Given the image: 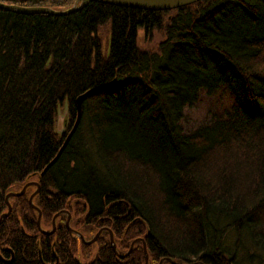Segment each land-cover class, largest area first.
<instances>
[{
    "label": "trees",
    "instance_id": "1",
    "mask_svg": "<svg viewBox=\"0 0 264 264\" xmlns=\"http://www.w3.org/2000/svg\"><path fill=\"white\" fill-rule=\"evenodd\" d=\"M74 2L0 0L56 11ZM139 31L165 34L158 52L139 48ZM221 90L231 106L185 134V109ZM32 177L41 228L66 210L85 238L104 230L85 245L61 213L44 235L27 194L11 197L0 264H145L141 241L119 259L109 232L121 254L142 239L149 264H235L217 238L224 222L264 253V0L167 11L89 3L64 16L0 9V214L4 193Z\"/></svg>",
    "mask_w": 264,
    "mask_h": 264
},
{
    "label": "rangeland",
    "instance_id": "2",
    "mask_svg": "<svg viewBox=\"0 0 264 264\" xmlns=\"http://www.w3.org/2000/svg\"><path fill=\"white\" fill-rule=\"evenodd\" d=\"M164 35L165 34L161 32L155 31L153 33V38L147 41L145 40L143 33L139 31L138 33L139 48L142 51L153 52V53L158 52L160 44L162 43V41L166 39ZM233 98H234L233 95L227 90L226 91L221 90L211 95H207L205 92H201L199 101L194 106L187 108L184 111L183 114L184 116L181 121L183 132L185 134H191L196 129L202 126L210 125L215 119L221 117L222 113L231 106L233 102ZM64 112H65V108L63 105L62 108H59L57 110L55 126L57 125L58 114L60 115V117H62ZM30 179L35 180L34 177ZM21 187L22 185H19L15 187L13 191H19ZM30 192H33V188H28L27 197ZM6 211L7 210H5L4 212ZM69 218L71 220V216ZM221 225H222L221 232L223 233L218 234L217 238L221 237L219 238L221 242V250L225 255H227L228 257H233L235 264H264V253L258 250L257 247L253 245V243L250 241L248 237H246L245 234L243 235L241 234L242 236L240 235L238 237L234 229L228 225V222H224ZM50 228L51 226L42 225V229L44 230H49ZM92 238L93 236H90L87 233L85 241H90ZM83 244L91 245L87 243H83ZM79 259L81 260V258ZM148 261H149V257L147 255V263L149 264Z\"/></svg>",
    "mask_w": 264,
    "mask_h": 264
},
{
    "label": "water",
    "instance_id": "3",
    "mask_svg": "<svg viewBox=\"0 0 264 264\" xmlns=\"http://www.w3.org/2000/svg\"><path fill=\"white\" fill-rule=\"evenodd\" d=\"M198 1H200V0H75L73 6L67 10H64V11H56V10L48 8V7H40V6L23 7V6H18V5H14V4L0 3V9L11 10V11H15V12H41V13H45V14L52 15V16H64V15H68L70 13H73L77 10L83 9L89 3H102V4L114 5V6L125 7V8H132V9H139V10H146V11H167V10H173V9H177V8L184 7L187 5H191V4L196 3ZM94 90L95 89L89 90V91L81 94L76 99V109H77L76 121L74 122V125L72 126L70 131L67 133L58 153L56 154L54 159L42 170L40 175H43L53 165V163L60 156L64 147L67 145L69 139L71 138V136L75 132V130L78 126V123L80 121L82 103ZM64 108H65V112H64L63 116L60 117V115L58 114L57 125L55 126V129H54L55 133H57L58 135H63L67 131V127H68V114H67L66 104H64ZM29 185H33L36 188L35 191L29 197V204L31 205V207L34 210L37 211V221H36L37 227L41 233L49 235L54 231L55 218L59 215V213H57L53 216L52 229L50 231H45V230L41 229V227H40V219H41L40 211L32 203V198L34 197V195L39 190V184L37 182H32L30 184H26L23 186V188L19 192H11L5 196V201L7 202V211L0 215V223L10 213L11 206L8 203L9 197L21 196L25 192L26 187ZM64 213H66V212H64ZM66 214L68 215L67 227L69 229V232L74 233L77 237H79L82 240L83 243L91 244V243L95 242L98 234L102 230H104V229H102V230L98 231L96 236H94L90 241H85V239L83 238V236L80 233H78L77 231H75L71 227H69L70 215L68 213H66ZM109 233H110L111 247H112L114 253L117 254L115 244L113 242L112 234H111V232H109ZM138 241H141L143 243L144 259H145V262L147 264V252H146L145 244L142 241V239L134 240L132 242L131 246ZM118 256L123 258V257L127 256V254L126 255H118ZM163 261H167L171 264H197V263H177L176 261L169 259V258L161 259L159 264H162Z\"/></svg>",
    "mask_w": 264,
    "mask_h": 264
},
{
    "label": "flooded vegetation",
    "instance_id": "4",
    "mask_svg": "<svg viewBox=\"0 0 264 264\" xmlns=\"http://www.w3.org/2000/svg\"><path fill=\"white\" fill-rule=\"evenodd\" d=\"M32 182H37L38 183V180L37 179H35V180H32V179H27L24 183H23V185H22V187L20 188V190L23 188V186L24 185H26V184H30V183H32ZM15 187H13L12 189H10L9 191H7L6 193H4V195H3V200H4V202H5V204H6V210H7V202L5 201V196L7 195V194H9V193H11V192H19V191H13V189H14ZM28 188H33V192L35 191V186H33V185H29V186H27L26 187V189H25V192L21 195V196H24L25 194H27V192H28ZM39 191V190H38ZM33 192H30L29 193V195H28V197H27V199H28V203H29V197H30V195L33 193ZM38 193V192H37ZM36 193V194H37ZM35 194V195H36ZM34 195V196H35ZM27 196V195H26ZM12 197H20V196H12ZM0 198H1V192H0ZM34 198V197H33ZM33 198H32V200H33ZM10 199H11V197H9V199H8V203L10 204V206H11V201H10ZM10 212H11V210H10ZM64 212H66V213H68L67 211H65V210H62V211H60V212H58L59 214H61V213H63V214H65L66 215V220H65V226H66V228H67V230H68V232H69V229H68V227H67V218H68V215L66 214V213H64ZM3 213H5V212H3ZM3 213H1V214H3ZM0 214V215H1ZM10 214V213H9ZM8 214V215H9ZM57 214V213H56ZM69 214V213H68ZM70 215V214H69ZM7 217V216H6ZM58 217V216H57ZM56 217V218H57ZM56 218H55V221H56ZM53 219V217L51 218V220ZM41 220V219H40ZM36 224H37V222H36ZM41 227V226H40ZM69 227H70V220H69ZM42 229V228H41ZM51 229H52V222H51ZM51 229H49V230H45V231H50ZM55 229H56V222H55V226H54V231H55ZM44 230V229H43ZM74 230V229H73ZM53 231V232H54ZM76 231V230H75ZM52 232V233H53ZM78 232V231H77ZM51 233V234H52ZM78 233H80V232H78ZM43 234V233H42ZM74 234V233H73ZM81 234V233H80ZM44 235H46V234H44ZM50 235V234H49ZM75 235V234H74ZM82 235V234H81ZM76 236V235H75ZM83 236V235H82ZM77 237V236H76ZM81 242H82V240L79 238V237H77ZM83 238H84V236H83ZM56 262H57V260H56ZM56 264V263H55Z\"/></svg>",
    "mask_w": 264,
    "mask_h": 264
},
{
    "label": "bare ground",
    "instance_id": "5",
    "mask_svg": "<svg viewBox=\"0 0 264 264\" xmlns=\"http://www.w3.org/2000/svg\"><path fill=\"white\" fill-rule=\"evenodd\" d=\"M61 146H62V145H61ZM60 148H61V147H60ZM64 149H65V147H64ZM64 149H63V150H64ZM63 150H62V152H63ZM62 152H61V153H62ZM60 155H61V154H60ZM59 157H60V156H59ZM59 157H58V158H59ZM57 160H58V159H57ZM57 160H56V161H57ZM56 161H55V162H56ZM50 162H51V161H50ZM50 162H49V163H50ZM55 162H54V163H55ZM54 163H53V164H54ZM32 203H33V205H34L35 207H37V206L34 204L33 200H32ZM29 205H30V204H29ZM30 206H31V205H30ZM31 208H32V207H31ZM37 208H38V207H37ZM32 209H33V208H32ZM38 209H39V208H38ZM35 211H36V210H35ZM39 211H40V210H39ZM65 211H66V210H65ZM36 212H37V211H36ZM67 212H68V211H67ZM68 213H69V212H68ZM40 214H41V211H40ZM100 230H102V229L97 230V231L95 232V234L93 235V237L96 236V234H97L98 231H100ZM101 232H103V231H101ZM101 232L98 234V236L101 234ZM98 236H97V237H98ZM84 239H85V238H84ZM114 244H115V243H114ZM131 244H132V242L130 243L129 248H128V250H127L125 253L121 254V253H119V252L116 250L117 254L115 253V255H116L119 259H124L126 256L122 258V257H119L118 255H126V254L128 255V254L131 252V250L133 249V247H134V244H133L132 246H131ZM115 248H116V245H115ZM112 250H113V249H112ZM143 255H144V251H143ZM144 260H145V259H144ZM144 263L146 264L145 261H144ZM147 264H148V263H147Z\"/></svg>",
    "mask_w": 264,
    "mask_h": 264
}]
</instances>
